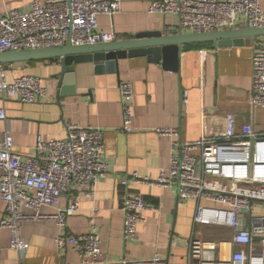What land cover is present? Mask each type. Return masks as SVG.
<instances>
[{
	"label": "crops",
	"instance_id": "obj_1",
	"mask_svg": "<svg viewBox=\"0 0 264 264\" xmlns=\"http://www.w3.org/2000/svg\"><path fill=\"white\" fill-rule=\"evenodd\" d=\"M151 1L122 0L119 13L98 16L100 30L112 32V41H119L132 39L138 32L178 28L177 16L150 14ZM31 2L0 0V15L10 9L27 10ZM261 7L264 10V0ZM258 40L253 43L246 38L242 45L224 47H215L212 42L184 44L178 71L164 70L160 63L148 62L144 56L120 59L117 71L92 61L80 62L74 64L73 77L63 83L57 59L5 64L8 80L24 74L38 76L47 94L33 103L0 98V107L6 112V119L0 120V141L2 132L8 130L14 151L25 157L33 153L36 134L46 139L64 138L66 122L100 128L108 170L97 182L92 197L76 192L79 210L68 216L64 227L52 220L22 223L21 234L29 243L24 253L10 248L9 231L0 228V264H15L18 260L25 264H77L79 259L69 248L57 252L54 238L59 233L89 231L88 220L94 210L100 247L107 262L148 259L159 253L166 264H188V243L193 234L204 239L228 238L233 232L230 228L194 226L198 201L180 199L175 185L136 183L131 176L136 173L141 178L156 179L169 167L172 140L158 135L155 127H176L178 139L183 142L201 135L224 137L246 128L264 131V108L252 109L248 103L251 57ZM120 80L130 81L133 88L134 132L122 130ZM121 178L128 179L129 193L142 194L150 206L142 211L143 221L137 226L135 241L122 238ZM65 203L63 197L60 204ZM200 204L210 203L201 200ZM3 211L0 198V217ZM41 211L53 213L55 208L44 206ZM213 231L220 235L215 236Z\"/></svg>",
	"mask_w": 264,
	"mask_h": 264
},
{
	"label": "built area",
	"instance_id": "obj_2",
	"mask_svg": "<svg viewBox=\"0 0 264 264\" xmlns=\"http://www.w3.org/2000/svg\"><path fill=\"white\" fill-rule=\"evenodd\" d=\"M121 5L122 0H32L27 10L10 9L0 15V52L112 41V32L100 30L98 16L112 17L120 12ZM148 12L177 16L178 29L183 33L264 26L261 0H152ZM251 67L248 103L252 109L264 108V37L254 49ZM118 90L122 130L134 132L130 81L120 80ZM46 94L40 77L24 74L8 80L5 64L0 63V98L33 103ZM5 119V109L0 107V120ZM65 126L62 139L36 134L33 153L25 157L14 151L11 133L2 132L0 198L4 211L0 228L9 231L10 248L19 254L29 247L21 234L22 223L52 220L64 227L68 216L79 210L76 192L92 197L97 182L107 173L102 130L73 122ZM155 132L172 140L169 167L156 179L133 173V180L151 186L175 185L180 199L198 201L194 226L214 225L233 231L228 238L217 240L193 234L188 243V264H264V214L259 212L264 206V131L246 128L224 137L201 135L191 142L179 140L176 127L158 126ZM119 183L123 187L122 238L135 241L142 211L150 206L142 194L129 193L128 179L121 178ZM63 197L66 203L61 205ZM201 200L210 204H200ZM44 206L54 207L55 212H42ZM96 213L94 210L89 217L86 233L55 236L58 253L69 248L77 255V264H166L159 253L148 259L107 262L100 247ZM222 245L229 247L227 255ZM15 264L25 263L18 260Z\"/></svg>",
	"mask_w": 264,
	"mask_h": 264
},
{
	"label": "water",
	"instance_id": "obj_3",
	"mask_svg": "<svg viewBox=\"0 0 264 264\" xmlns=\"http://www.w3.org/2000/svg\"><path fill=\"white\" fill-rule=\"evenodd\" d=\"M264 37V26L251 28L247 25L206 33H183L178 28L161 31L138 32L132 39L109 41L94 45H72L40 49L8 50L0 52V63L33 62L57 59L61 65L62 83L73 77L74 64L92 61L117 71L118 61L124 58L144 56L148 62L160 63L164 70L178 71L181 47L188 43L212 42L215 47L242 45L246 38L256 42ZM64 92V89H61Z\"/></svg>",
	"mask_w": 264,
	"mask_h": 264
},
{
	"label": "rangeland",
	"instance_id": "obj_4",
	"mask_svg": "<svg viewBox=\"0 0 264 264\" xmlns=\"http://www.w3.org/2000/svg\"><path fill=\"white\" fill-rule=\"evenodd\" d=\"M259 212H260V214H264V206H263V207H261V209H260V211H259ZM211 228H212V229H219V230H222V229H223V228H221V227L214 226V225H213V226H211ZM213 232H214V231H213ZM214 233H215V236H217V235L219 236V235H220V234H219V232H217V231H216V232H214Z\"/></svg>",
	"mask_w": 264,
	"mask_h": 264
},
{
	"label": "bare ground",
	"instance_id": "obj_5",
	"mask_svg": "<svg viewBox=\"0 0 264 264\" xmlns=\"http://www.w3.org/2000/svg\"><path fill=\"white\" fill-rule=\"evenodd\" d=\"M222 249H223V251L226 253V255H227V253H228V251H229V247L228 246H226V245H222Z\"/></svg>",
	"mask_w": 264,
	"mask_h": 264
}]
</instances>
